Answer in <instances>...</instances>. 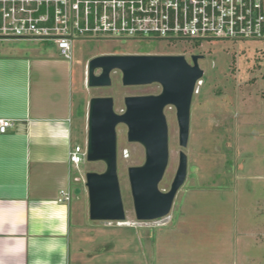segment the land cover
Listing matches in <instances>:
<instances>
[{
  "label": "rangeland",
  "instance_id": "rangeland-1",
  "mask_svg": "<svg viewBox=\"0 0 264 264\" xmlns=\"http://www.w3.org/2000/svg\"><path fill=\"white\" fill-rule=\"evenodd\" d=\"M13 43L3 42L1 46L13 47ZM17 47L46 60L52 70L48 78L53 82L57 77L66 80L71 136L73 144L82 146L86 145L84 109L89 98L111 96L114 110L120 112L126 95L160 90L156 84L124 86L118 70L111 71L110 86L88 87L87 64L92 57L183 54L190 60L192 54L203 55L198 60L203 75L190 105L186 147L178 142L174 107L164 109L169 159L160 190L170 187L179 151L187 156L186 178L167 216L149 221L135 217L127 167L143 163L144 149L127 141L123 124L116 127L117 172L128 224L89 219L84 174L104 171L103 162L84 160L80 171H73L83 175L72 178L70 186L71 248L73 252L75 247L88 251L90 256H85L83 264H264L263 42L209 41L196 45L160 39L84 38L72 42L70 59L51 41L17 42L10 50L16 52Z\"/></svg>",
  "mask_w": 264,
  "mask_h": 264
},
{
  "label": "crops",
  "instance_id": "crops-1",
  "mask_svg": "<svg viewBox=\"0 0 264 264\" xmlns=\"http://www.w3.org/2000/svg\"><path fill=\"white\" fill-rule=\"evenodd\" d=\"M24 41L38 40H0V117L12 120L0 133V264H83L88 251L71 248V199L58 200L62 188L72 198V178L81 175L73 172L81 163L68 160L79 143L67 83L48 78L46 60L24 47L10 50Z\"/></svg>",
  "mask_w": 264,
  "mask_h": 264
},
{
  "label": "water",
  "instance_id": "water-1",
  "mask_svg": "<svg viewBox=\"0 0 264 264\" xmlns=\"http://www.w3.org/2000/svg\"><path fill=\"white\" fill-rule=\"evenodd\" d=\"M192 54H100L87 64L86 85H111L110 73L118 70L124 86L158 84L157 93L126 95L124 110H114L111 96H92L86 117V161L103 162L102 172L87 171L85 187L88 215L93 221H125V211L117 172L116 127H126L128 142L139 143L144 161L127 167V175L137 220L149 221L168 215L174 197L187 174V156L180 150L178 165L167 191L158 185L168 159V126L164 109L173 106L178 124V142L186 147L189 136L190 105L203 70ZM98 72L96 73V71Z\"/></svg>",
  "mask_w": 264,
  "mask_h": 264
},
{
  "label": "built area",
  "instance_id": "built-area-1",
  "mask_svg": "<svg viewBox=\"0 0 264 264\" xmlns=\"http://www.w3.org/2000/svg\"><path fill=\"white\" fill-rule=\"evenodd\" d=\"M84 38L264 43V0H0V40L51 41L70 59ZM11 125L0 117V133ZM68 160H86V145L74 144ZM70 199L60 189L58 200Z\"/></svg>",
  "mask_w": 264,
  "mask_h": 264
},
{
  "label": "flooded vegetation",
  "instance_id": "flooded-vegetation-1",
  "mask_svg": "<svg viewBox=\"0 0 264 264\" xmlns=\"http://www.w3.org/2000/svg\"><path fill=\"white\" fill-rule=\"evenodd\" d=\"M157 86H158V88L160 89V87H159V85L158 84H156ZM90 99V98H89ZM89 99H88V101H89ZM88 101L86 102V106H85V109H84V114H85V116L87 117V107H88ZM124 110V108L123 109H121V111H123ZM120 111V112H121Z\"/></svg>",
  "mask_w": 264,
  "mask_h": 264
},
{
  "label": "bare ground",
  "instance_id": "bare-ground-1",
  "mask_svg": "<svg viewBox=\"0 0 264 264\" xmlns=\"http://www.w3.org/2000/svg\"><path fill=\"white\" fill-rule=\"evenodd\" d=\"M129 223V222H128ZM126 221L119 222V224H128Z\"/></svg>",
  "mask_w": 264,
  "mask_h": 264
},
{
  "label": "trees",
  "instance_id": "trees-1",
  "mask_svg": "<svg viewBox=\"0 0 264 264\" xmlns=\"http://www.w3.org/2000/svg\"><path fill=\"white\" fill-rule=\"evenodd\" d=\"M195 44L198 45V42H196Z\"/></svg>",
  "mask_w": 264,
  "mask_h": 264
},
{
  "label": "clouds",
  "instance_id": "clouds-1",
  "mask_svg": "<svg viewBox=\"0 0 264 264\" xmlns=\"http://www.w3.org/2000/svg\"><path fill=\"white\" fill-rule=\"evenodd\" d=\"M85 143H86V141H85Z\"/></svg>",
  "mask_w": 264,
  "mask_h": 264
}]
</instances>
